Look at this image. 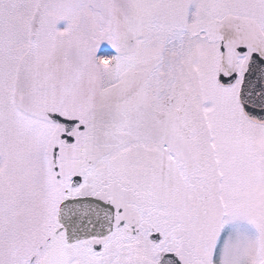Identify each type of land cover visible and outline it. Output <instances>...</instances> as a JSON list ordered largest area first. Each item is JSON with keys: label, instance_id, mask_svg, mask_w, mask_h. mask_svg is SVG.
<instances>
[{"label": "snow or ice", "instance_id": "6c2138e0", "mask_svg": "<svg viewBox=\"0 0 264 264\" xmlns=\"http://www.w3.org/2000/svg\"><path fill=\"white\" fill-rule=\"evenodd\" d=\"M0 264H264V0H0Z\"/></svg>", "mask_w": 264, "mask_h": 264}]
</instances>
